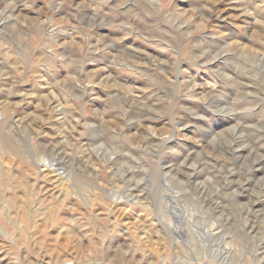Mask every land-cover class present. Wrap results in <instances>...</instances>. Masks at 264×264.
<instances>
[{
	"label": "rangeland",
	"instance_id": "obj_1",
	"mask_svg": "<svg viewBox=\"0 0 264 264\" xmlns=\"http://www.w3.org/2000/svg\"><path fill=\"white\" fill-rule=\"evenodd\" d=\"M262 197L264 0H0V264H264Z\"/></svg>",
	"mask_w": 264,
	"mask_h": 264
},
{
	"label": "bare ground",
	"instance_id": "obj_2",
	"mask_svg": "<svg viewBox=\"0 0 264 264\" xmlns=\"http://www.w3.org/2000/svg\"><path fill=\"white\" fill-rule=\"evenodd\" d=\"M124 192V191H123ZM139 196L140 194H134V193H131V192H125L124 195L122 196V199L125 200V201H129L131 203H138L140 202L139 200ZM168 199H172V197H169L167 196ZM263 198V197H262ZM264 200V198H263ZM264 202V201H263ZM168 211V210H167ZM172 215V214H171ZM173 216V215H172ZM166 221V220H165ZM170 225V224H168ZM208 225V224H207ZM170 227V226H169ZM203 234L207 237H212V236H216L217 234H219V227L218 226H213V225H210V226H205L202 230ZM224 249V252L227 254L229 252L232 251V249L230 247H223ZM223 259V258H222Z\"/></svg>",
	"mask_w": 264,
	"mask_h": 264
}]
</instances>
